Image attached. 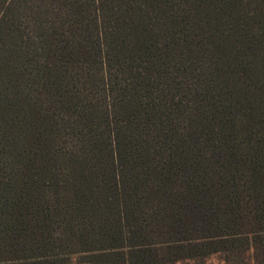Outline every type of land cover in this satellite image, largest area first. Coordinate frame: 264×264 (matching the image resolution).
Wrapping results in <instances>:
<instances>
[{"label": "trees", "instance_id": "16d2710c", "mask_svg": "<svg viewBox=\"0 0 264 264\" xmlns=\"http://www.w3.org/2000/svg\"><path fill=\"white\" fill-rule=\"evenodd\" d=\"M0 264H264V0H0Z\"/></svg>", "mask_w": 264, "mask_h": 264}]
</instances>
